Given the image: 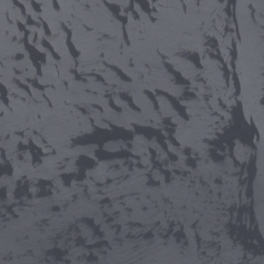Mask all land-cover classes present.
Returning <instances> with one entry per match:
<instances>
[{
  "label": "water",
  "instance_id": "1",
  "mask_svg": "<svg viewBox=\"0 0 264 264\" xmlns=\"http://www.w3.org/2000/svg\"><path fill=\"white\" fill-rule=\"evenodd\" d=\"M0 264H264V0H0Z\"/></svg>",
  "mask_w": 264,
  "mask_h": 264
}]
</instances>
